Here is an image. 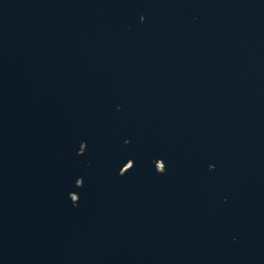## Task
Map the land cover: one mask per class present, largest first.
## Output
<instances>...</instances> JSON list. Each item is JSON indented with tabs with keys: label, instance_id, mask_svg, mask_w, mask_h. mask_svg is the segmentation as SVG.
<instances>
[{
	"label": "water",
	"instance_id": "95a60500",
	"mask_svg": "<svg viewBox=\"0 0 264 264\" xmlns=\"http://www.w3.org/2000/svg\"><path fill=\"white\" fill-rule=\"evenodd\" d=\"M0 264H264V0H0Z\"/></svg>",
	"mask_w": 264,
	"mask_h": 264
}]
</instances>
